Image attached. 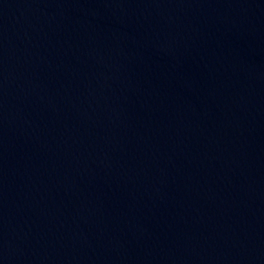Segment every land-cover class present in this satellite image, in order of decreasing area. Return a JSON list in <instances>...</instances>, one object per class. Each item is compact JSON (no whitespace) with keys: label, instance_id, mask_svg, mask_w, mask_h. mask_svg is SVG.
I'll return each mask as SVG.
<instances>
[{"label":"water","instance_id":"obj_1","mask_svg":"<svg viewBox=\"0 0 264 264\" xmlns=\"http://www.w3.org/2000/svg\"><path fill=\"white\" fill-rule=\"evenodd\" d=\"M0 264H264V0H0Z\"/></svg>","mask_w":264,"mask_h":264}]
</instances>
